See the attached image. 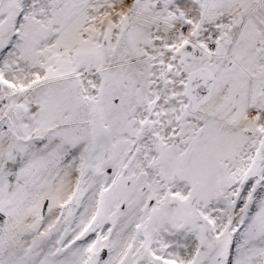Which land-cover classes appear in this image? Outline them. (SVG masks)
Here are the masks:
<instances>
[{"label":"snow or ice","instance_id":"1","mask_svg":"<svg viewBox=\"0 0 264 264\" xmlns=\"http://www.w3.org/2000/svg\"><path fill=\"white\" fill-rule=\"evenodd\" d=\"M0 264H264V0H0Z\"/></svg>","mask_w":264,"mask_h":264}]
</instances>
